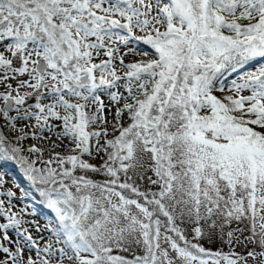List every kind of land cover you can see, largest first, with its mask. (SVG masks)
<instances>
[{"label": "snow or ice", "instance_id": "snow-or-ice-1", "mask_svg": "<svg viewBox=\"0 0 264 264\" xmlns=\"http://www.w3.org/2000/svg\"><path fill=\"white\" fill-rule=\"evenodd\" d=\"M0 161V264H264V0H0Z\"/></svg>", "mask_w": 264, "mask_h": 264}, {"label": "rangeland", "instance_id": "rangeland-1", "mask_svg": "<svg viewBox=\"0 0 264 264\" xmlns=\"http://www.w3.org/2000/svg\"><path fill=\"white\" fill-rule=\"evenodd\" d=\"M241 23H246V22L242 21ZM142 49L144 51H151L150 49L147 48V46H142ZM129 59H132V57H129ZM230 80L228 82H230ZM215 94L217 96H222V95H225V94H232V93H228V92L220 93V92H217ZM243 94L247 95L249 93H243ZM105 103H107V99L106 98H105ZM32 143H33V141H31L29 139V140L25 141L24 146L27 148ZM45 146H47V142H45ZM70 147H71V145H69V142L67 140H64L63 146L60 147V148H57L56 151L57 152H61L62 154H64V153H67V151H68V149ZM47 157H48V153L46 152L45 153V158H47ZM91 162L98 163L99 161L93 160ZM0 173L6 174L3 170H0ZM88 175L90 177L94 178V179H97V180L102 179L101 177L95 176V174L89 173ZM4 179L7 181V183L4 185L3 188H0V193H2L4 191H7V190L13 191L15 193V198L13 199L12 203H13L15 209L16 210L23 209L24 213H25L24 216H23V219H25L27 221H30V222H34V223H30V224L25 225V227H28L30 229V231L32 232V235L34 237H36V238H39L40 235H43L45 238H48L49 237V233L47 231H45L44 229H45V226H46V223H47V220H48L49 217L45 218L43 216L44 212L41 211V210L38 211V213L36 215H31L32 211H30L28 209V207L23 206V203L21 201L16 200L17 197H20V190H19L18 187H16L14 185L11 177L6 174L4 176ZM0 198H2V197H0ZM36 225H38L41 228V232L40 233L36 232ZM236 226H237L236 224H233L232 227L235 228ZM239 226L241 228H245L246 227L245 224H240ZM247 235H249V233L247 231H245L243 236H247ZM202 244H203L204 247H206L207 249H210L211 251H221V252H223L225 254H228L230 252H234V253H237V254H246V252L251 250L252 247H253V245L251 243H248L247 245H245L243 243V237H241V243H239V244L234 243L231 248L226 243H221L219 241V239H217L215 242H210V241L205 240V241H202ZM114 254L124 255L126 258H129V259L132 258L131 252H128V253H114ZM137 254H140V253L137 252Z\"/></svg>", "mask_w": 264, "mask_h": 264}, {"label": "trees", "instance_id": "trees-1", "mask_svg": "<svg viewBox=\"0 0 264 264\" xmlns=\"http://www.w3.org/2000/svg\"><path fill=\"white\" fill-rule=\"evenodd\" d=\"M142 47V46H141ZM247 70V69H245ZM235 78V74L233 76L229 77L226 83L230 80ZM0 170H3L8 176L11 177L14 185L19 188L20 190V196H21V190L28 193V196L25 197V199L20 200L19 197L16 198V200H19L23 203V206H27L30 211L33 209L36 210V214L38 211H43V216L50 217L51 213L50 210L46 209L42 203H40V197L36 190L32 188L28 181L23 177L21 171L19 168L11 161H0Z\"/></svg>", "mask_w": 264, "mask_h": 264}]
</instances>
